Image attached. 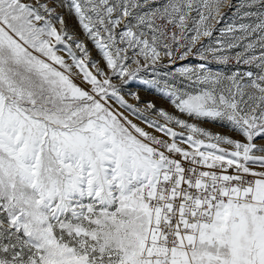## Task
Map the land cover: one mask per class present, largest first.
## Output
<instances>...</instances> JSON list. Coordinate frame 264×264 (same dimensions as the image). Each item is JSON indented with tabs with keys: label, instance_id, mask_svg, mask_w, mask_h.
Returning a JSON list of instances; mask_svg holds the SVG:
<instances>
[{
	"label": "snow or ice",
	"instance_id": "obj_1",
	"mask_svg": "<svg viewBox=\"0 0 264 264\" xmlns=\"http://www.w3.org/2000/svg\"><path fill=\"white\" fill-rule=\"evenodd\" d=\"M0 264H264V0H0Z\"/></svg>",
	"mask_w": 264,
	"mask_h": 264
},
{
	"label": "rangeland",
	"instance_id": "obj_2",
	"mask_svg": "<svg viewBox=\"0 0 264 264\" xmlns=\"http://www.w3.org/2000/svg\"><path fill=\"white\" fill-rule=\"evenodd\" d=\"M69 26L70 28H73L75 31H77V33L79 32L78 27L75 24L74 19H72L71 17L69 18ZM131 90L135 91L139 88L141 96L144 100H153L157 103V105H161L163 104L165 107H167V102L161 100V98L158 95H155L153 92L151 91H145L143 88H141L139 85H137L136 83H133L132 85H130ZM207 127L213 128L214 130L217 131H226V129H219L217 128L215 125H211L208 124L206 125Z\"/></svg>",
	"mask_w": 264,
	"mask_h": 264
}]
</instances>
